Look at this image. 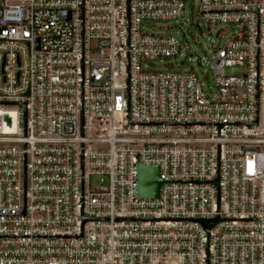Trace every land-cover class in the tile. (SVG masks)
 <instances>
[{"label": "built area", "instance_id": "obj_1", "mask_svg": "<svg viewBox=\"0 0 264 264\" xmlns=\"http://www.w3.org/2000/svg\"><path fill=\"white\" fill-rule=\"evenodd\" d=\"M0 10V264H264V0ZM187 11L231 31L197 56L213 86L187 58L147 63L187 40L144 24ZM139 164L159 197H139Z\"/></svg>", "mask_w": 264, "mask_h": 264}, {"label": "rangeland", "instance_id": "obj_2", "mask_svg": "<svg viewBox=\"0 0 264 264\" xmlns=\"http://www.w3.org/2000/svg\"><path fill=\"white\" fill-rule=\"evenodd\" d=\"M188 5L191 3L195 5L197 9L199 6V0H187ZM189 10V8H188ZM202 26V32L196 26V20L192 21L191 13L187 11L184 18L181 19H172V20H156L148 21L144 24L145 30L162 35H174L182 40L183 32L186 34V43L187 47L183 50V56L177 57H168V58H156L150 59L147 61L149 68L158 69V70H181L182 67L180 63H184L187 58L188 63H193L195 70L198 72L199 76L208 81L209 85L212 84V73L209 67L206 64L198 65L196 63L197 56H205L204 50H208L212 45L219 47L230 37L231 31L228 30L225 25H216L212 26L211 32L210 29L205 25ZM203 44V48L199 46V43ZM192 51V52H191ZM210 54V53H209ZM205 58V62H207ZM243 71L238 68H227L226 73L230 74H240ZM212 94L216 93L214 87H212ZM101 185V178L97 175H92L89 181V188L95 189Z\"/></svg>", "mask_w": 264, "mask_h": 264}, {"label": "water", "instance_id": "obj_3", "mask_svg": "<svg viewBox=\"0 0 264 264\" xmlns=\"http://www.w3.org/2000/svg\"><path fill=\"white\" fill-rule=\"evenodd\" d=\"M2 12L0 10V16ZM164 180L160 176V168L158 166L138 165V195L141 198H157ZM216 220H203L202 223L208 229Z\"/></svg>", "mask_w": 264, "mask_h": 264}]
</instances>
